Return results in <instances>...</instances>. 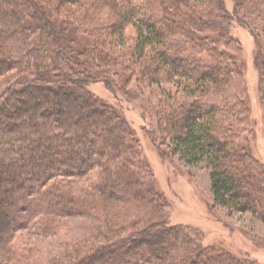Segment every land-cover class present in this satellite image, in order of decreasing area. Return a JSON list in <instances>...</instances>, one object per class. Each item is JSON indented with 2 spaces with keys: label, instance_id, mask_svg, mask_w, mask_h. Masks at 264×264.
Listing matches in <instances>:
<instances>
[{
  "label": "trees",
  "instance_id": "obj_1",
  "mask_svg": "<svg viewBox=\"0 0 264 264\" xmlns=\"http://www.w3.org/2000/svg\"><path fill=\"white\" fill-rule=\"evenodd\" d=\"M232 17L223 0H0V264H262L163 217L124 225L134 200L160 212L166 201L133 127L87 89L113 90L120 68L155 102L166 151L207 166L215 204L264 224V162L240 136L251 117ZM260 65L264 87V55ZM71 217L100 225L40 261L25 232L54 236Z\"/></svg>",
  "mask_w": 264,
  "mask_h": 264
},
{
  "label": "rangeland",
  "instance_id": "obj_2",
  "mask_svg": "<svg viewBox=\"0 0 264 264\" xmlns=\"http://www.w3.org/2000/svg\"><path fill=\"white\" fill-rule=\"evenodd\" d=\"M223 2L227 12L233 15L228 24L229 34L242 47L239 66L250 106L251 125L240 131L241 141L264 162V87L260 67L264 55V1ZM120 73V68L110 71L113 90L104 82L90 83L87 89L115 105L133 127L139 139V159L149 165L152 172L149 180L166 201L160 212L148 201L134 200L123 208L122 223L129 225L133 221L146 222L163 217L170 224L189 227L204 246L224 248L239 257L264 264V224L251 214L233 213L215 204L207 166L204 163L188 165L166 151L161 145L155 102L144 89L133 92L138 86L137 81L124 85L118 77ZM126 90L130 93H124ZM91 178L94 176L87 175L84 180L88 183ZM98 219L71 217L64 219L67 227L54 236H29L27 232L25 235L29 237V243L41 246L40 261H44L60 242L72 244L89 234L90 229L97 228L100 225ZM19 234L24 236L23 232Z\"/></svg>",
  "mask_w": 264,
  "mask_h": 264
}]
</instances>
